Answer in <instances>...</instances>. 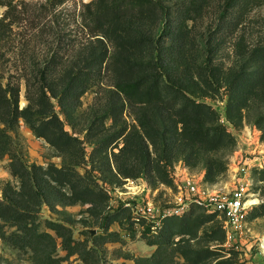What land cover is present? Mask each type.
Wrapping results in <instances>:
<instances>
[{"label": "trees", "instance_id": "1", "mask_svg": "<svg viewBox=\"0 0 264 264\" xmlns=\"http://www.w3.org/2000/svg\"><path fill=\"white\" fill-rule=\"evenodd\" d=\"M49 1L55 6L64 0ZM262 4L264 0H90L82 12L89 41L67 64L54 54L36 71V83L25 79L24 107L19 105L20 86L0 78V158L10 156L9 169L18 180L16 185L8 182L0 198V241L30 252L34 264H64L74 254L86 264H119L105 261L96 246L121 241L117 232L109 231L110 224H140L143 239L156 248L148 256L119 255L134 264H233L232 255L225 256L237 251L226 248L217 212L192 204L179 215L163 218L153 232L146 219L135 220L129 205L111 208L109 192L94 173L145 177L152 185L174 187L171 165L182 160L189 169L204 164L206 183L218 180L227 162L217 153L234 148L237 139L218 110L202 98L217 96L224 88L228 120H241L245 112L255 111V123L263 128L264 44L245 51L242 64L223 68L214 63L212 50L210 57L203 55L199 28L211 18L210 35L216 41L218 35L237 30ZM0 6L6 8L0 17V39H5L20 21L21 11L15 0H0ZM165 16L167 34L157 30ZM105 77L110 93L103 114L95 118L97 112L78 130L84 133L81 139L65 129L51 99L69 116V110L81 107L86 92L101 88ZM126 104L134 122L116 128ZM20 120L64 158L61 166L27 164L16 153L13 134ZM107 120H112L110 127ZM84 143L92 146L87 160L91 168L81 173L76 168L86 162ZM257 172L264 181V166ZM50 190L62 204H90L89 214L99 218L96 223L103 230L90 238L91 246L88 240H77L63 223L45 220L54 234L42 229V205L54 204ZM254 211L250 217L264 215V202ZM57 239L64 256L57 254Z\"/></svg>", "mask_w": 264, "mask_h": 264}, {"label": "rangeland", "instance_id": "2", "mask_svg": "<svg viewBox=\"0 0 264 264\" xmlns=\"http://www.w3.org/2000/svg\"><path fill=\"white\" fill-rule=\"evenodd\" d=\"M90 0H64L59 5H52L49 0H15L18 9L21 11V19L8 31L5 39H0V78L3 82H11L13 85L20 86L19 105L24 107L27 104L25 95V79L30 78L31 83L36 81L34 75L36 71L43 68L47 61L52 60L53 55H57L62 63H69L73 59V54L85 47L89 41L88 29L84 26L82 12L85 3ZM170 4V3H169ZM5 7L0 6V17L4 14ZM214 21L205 19L203 25L199 28L200 45L204 47V56L213 57L214 63L223 68L234 66L236 63L242 64L246 58L245 51L254 48L257 45L264 44V4L254 8L246 17L244 23L235 31L218 35V40L213 41L210 33L213 31ZM159 33L169 31L167 17L157 27ZM167 36V35H166ZM170 41L166 37V46ZM36 83V82H35ZM110 86L108 78L105 77L102 86L96 87L94 91L86 92L81 98V107L72 112L69 110V116L62 112L56 99L51 101L55 106L56 112L65 124V129L70 133L78 135L84 139V133L78 130L87 125L89 119L99 118L103 114L102 107L109 97ZM227 94L224 88L217 96H205L202 98L205 102L211 104L218 110L221 121L227 126V129L234 134L237 144L234 148L218 152L217 155L223 157L227 162V170L211 186L221 192H228L235 188L238 180L244 179L249 187V206L243 231L237 234L231 241L226 242V248L237 251V253H228L225 257H230L233 264H264V215L250 217L254 209L264 202V181L259 180L260 173L257 169L264 166V127L255 123V111L245 112L241 120L230 121L226 115ZM122 100L118 101V106H122ZM134 122L130 107L126 104L122 110L121 116L117 121V127L130 125ZM106 127H110L112 120H107ZM112 131V128L107 130ZM14 136V150L22 156L27 164L48 165L54 163L61 166L64 158L43 138L36 136L33 131L20 120ZM87 155L86 162L76 169L84 173L90 169L91 165L87 163L92 146L84 143ZM115 151H118L115 148ZM109 157L111 149H108ZM10 156L5 155L0 158V198L8 182L13 185L18 184L9 169ZM248 168L247 174H240L241 166ZM187 168L191 174L204 181L205 165L200 164L195 168L189 169L182 160L171 165L172 174L180 172L182 168ZM100 177L99 183L105 186L111 197L110 206L116 208L120 203L131 200L134 204H141V198H132L129 189L123 184L126 178H114L110 173L95 172ZM174 176V175H173ZM112 180V181H110ZM137 183L144 197L148 194L151 201L160 208L171 206L169 201L176 192V187L165 184L152 185L145 177L137 178ZM205 182V181H204ZM51 193L53 192L50 190ZM50 198L54 200L52 206L44 203L40 211V220L43 222L42 229L54 234L52 230L44 225L45 220H52L69 226L77 240L89 241L90 238L102 232L103 230L96 223L99 218L89 214L90 204L77 203L73 205L62 204L52 193ZM249 216V217H248ZM142 226L133 224L123 228L116 222L110 224L109 231L117 232L121 241L106 242L101 246H96L99 253L105 261L119 264H134L131 259H126L120 254L131 252L136 256H148L156 248L155 245H148L142 237ZM13 230L7 228V232ZM57 254L64 256L66 251L57 239ZM0 264H34L30 252H24L11 246L7 241H0ZM64 264H86L77 254L69 256Z\"/></svg>", "mask_w": 264, "mask_h": 264}, {"label": "built area", "instance_id": "3", "mask_svg": "<svg viewBox=\"0 0 264 264\" xmlns=\"http://www.w3.org/2000/svg\"><path fill=\"white\" fill-rule=\"evenodd\" d=\"M247 171L248 168L245 164L239 168L240 174L246 172L244 173L246 175ZM173 175L177 190L169 201L171 206L166 208L157 207L148 194L145 197L141 195L145 188L141 190L136 179L126 178L123 185L130 190L131 197H139L143 200L141 204H134L131 200L123 202L131 207L135 220L146 219L152 224V231L156 232L163 218L173 214L179 215L187 210L190 205L197 204L204 207L208 212L218 213L223 220L226 242L242 233L247 210L251 205V202L249 204L250 193L246 177L240 178L237 186L232 190L221 192L191 174L185 167L180 172H174Z\"/></svg>", "mask_w": 264, "mask_h": 264}]
</instances>
